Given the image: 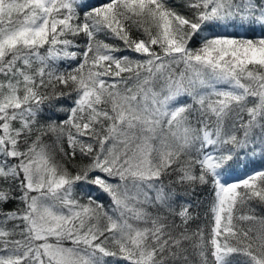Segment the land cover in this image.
Wrapping results in <instances>:
<instances>
[{
    "label": "trees",
    "instance_id": "trees-1",
    "mask_svg": "<svg viewBox=\"0 0 264 264\" xmlns=\"http://www.w3.org/2000/svg\"><path fill=\"white\" fill-rule=\"evenodd\" d=\"M31 23L0 50V264H38L8 258L33 219L96 264H264V0H0V39Z\"/></svg>",
    "mask_w": 264,
    "mask_h": 264
},
{
    "label": "rangeland",
    "instance_id": "rangeland-1",
    "mask_svg": "<svg viewBox=\"0 0 264 264\" xmlns=\"http://www.w3.org/2000/svg\"><path fill=\"white\" fill-rule=\"evenodd\" d=\"M42 30V25L40 24H35L31 23L28 25H25L13 32L7 33L0 39V50L6 46L9 45L16 40H24L28 41L31 40L37 33H39ZM212 163V162H210ZM26 182L29 187H37L39 184V180L32 176L31 174H27L26 176ZM217 190H218V202H217V207L215 211V221L219 219L220 217V211H221V206L224 202V199L229 191H231L237 184L243 183V181H238V182H229V183H222L219 181V177L215 179ZM60 182H50L48 187V191L57 196H60V193L57 191H52L54 190L57 186H59ZM52 191V192H51ZM63 195V194H61ZM50 194H45V195H38L35 196L33 199L34 204L33 205H42L46 202H50ZM31 208V207H30ZM35 208L32 207L31 209ZM31 225V230H32V236L35 239H38V243H32L30 245H26L23 249L17 250L14 253H12L11 256L14 257H8V258H14V259H20L28 254L30 255V259L34 260L35 263L36 261L38 264H50L49 261L47 260V263L43 260V257L41 256V253L47 255L48 257H53L56 256L58 259L67 262H74L77 259L78 261H83V262H88V264H96V261L89 257V253L85 250H83L81 247L75 246V245H70V244H54V245H49L47 242H45V238H48L49 236L56 237V233L52 231L53 225L47 226V228H42L44 227L41 222L37 221L36 219H33V221L30 222ZM42 226V227H41ZM32 241V240H31ZM6 254V253H5ZM214 256L216 259V264H227L220 256V252L216 250L214 252Z\"/></svg>",
    "mask_w": 264,
    "mask_h": 264
}]
</instances>
